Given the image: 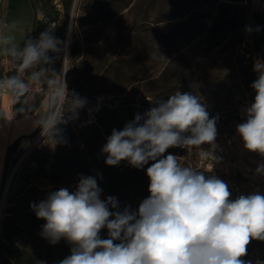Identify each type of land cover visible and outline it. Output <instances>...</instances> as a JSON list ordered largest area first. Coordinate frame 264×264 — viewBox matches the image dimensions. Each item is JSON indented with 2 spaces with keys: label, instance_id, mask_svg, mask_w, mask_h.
<instances>
[{
  "label": "trees",
  "instance_id": "16d2710c",
  "mask_svg": "<svg viewBox=\"0 0 264 264\" xmlns=\"http://www.w3.org/2000/svg\"><path fill=\"white\" fill-rule=\"evenodd\" d=\"M31 1L36 13L33 38L50 30L63 42V51L49 53L54 63L41 62L37 70L25 69L23 76L22 57L12 59L19 66L4 71L6 82L12 77L25 84L28 79L42 82L41 76L33 75L42 72L47 80H64L68 95L49 130L14 175L0 218V264H59L71 254L73 245L67 240L51 244L42 237L46 221L38 219L30 205L61 188L74 192L80 176L97 180L102 200L113 196L121 210L130 206L137 211L150 195L146 169L152 161L143 169L127 160L106 165L101 150L112 130H122L136 114L176 91L197 96L210 118L235 115L238 122H245L238 116L239 108L248 98L254 100L251 85L258 78L254 60L264 56V12L245 5L244 0ZM247 53L252 56L248 58ZM7 89L15 99L16 117L39 110L42 99L29 105L28 89L23 95L15 87ZM74 94L87 100L76 118L71 111ZM51 115L48 112L43 123ZM39 130L10 145L0 204L20 143ZM235 131L225 130L216 138L222 140ZM194 151V146L174 147L164 155L174 154L181 166L206 176L227 178V173L199 168ZM100 236L108 238L106 228ZM242 259L245 264H264V241L252 240Z\"/></svg>",
  "mask_w": 264,
  "mask_h": 264
},
{
  "label": "clouds",
  "instance_id": "9594fccd",
  "mask_svg": "<svg viewBox=\"0 0 264 264\" xmlns=\"http://www.w3.org/2000/svg\"><path fill=\"white\" fill-rule=\"evenodd\" d=\"M62 43L46 30L38 38L27 39L23 50L14 54L22 57L23 71L41 62L54 63L49 53H61ZM253 71L258 73L251 85L254 101L244 109L246 119L237 132L246 150L264 156V61L257 60ZM6 83L20 95L27 90L15 77ZM49 84L56 86L58 97H67L64 80H49ZM86 103V98L73 95L72 118ZM217 120L209 117L197 96L176 91L136 114L122 130L113 129L101 150L106 165L127 160L143 169L152 161L146 169L150 195L137 211L130 206L121 210L117 198H100L102 189L94 177L80 176L74 192L61 188L33 202L30 207L36 217L46 221L42 237L51 244L65 239L73 245L59 264H245L242 257L249 243L264 241V195L230 199L224 181L181 166L174 154L164 155L169 148L207 144L210 149H202L203 157L216 159ZM256 173L264 174V164ZM105 228L106 239L100 236Z\"/></svg>",
  "mask_w": 264,
  "mask_h": 264
},
{
  "label": "crops",
  "instance_id": "0c3cea01",
  "mask_svg": "<svg viewBox=\"0 0 264 264\" xmlns=\"http://www.w3.org/2000/svg\"><path fill=\"white\" fill-rule=\"evenodd\" d=\"M35 18L31 0H0V195L10 145L33 134L46 115L40 107L33 114L16 117L15 99L7 89L4 74L11 60L21 57L14 51L21 52L27 39L33 38Z\"/></svg>",
  "mask_w": 264,
  "mask_h": 264
},
{
  "label": "built area",
  "instance_id": "2783aa9c",
  "mask_svg": "<svg viewBox=\"0 0 264 264\" xmlns=\"http://www.w3.org/2000/svg\"><path fill=\"white\" fill-rule=\"evenodd\" d=\"M244 4L251 6L257 11L264 12V0H244ZM246 48V43L243 44ZM242 50V53H246ZM246 56L250 58L251 53ZM257 60L264 61V56L258 55L255 57ZM254 100L248 98L240 106L238 116L240 119L245 120L244 109ZM234 134H238L237 131ZM225 135L222 140L216 138L217 148L213 155L216 159L204 158L202 149L207 151L210 146L205 144L201 147H195L197 165L199 168L214 173H227L228 176L224 182L228 185L231 192L230 199H236L240 195H250L259 193L264 195V174H257L256 169L259 165L264 164V156L259 153L250 152L244 148L243 144H236L233 140V135ZM239 174L241 176H239Z\"/></svg>",
  "mask_w": 264,
  "mask_h": 264
},
{
  "label": "rangeland",
  "instance_id": "374dc122",
  "mask_svg": "<svg viewBox=\"0 0 264 264\" xmlns=\"http://www.w3.org/2000/svg\"><path fill=\"white\" fill-rule=\"evenodd\" d=\"M250 12L252 13V10H250ZM18 66L19 65H16L15 63L10 62L6 66V70L10 71L12 69H16ZM32 68L34 70H37L38 69L37 68V64L32 66ZM20 75L21 76L24 75V70L22 71L21 68H20ZM39 76H41L42 82L40 80L34 81V80H30V79H28L27 82H26V86H27V89L29 91L28 98H27V103L29 105H32L36 99H40L41 98L42 100H41L40 107H42V109H44L45 114L50 112L52 114L51 115V117H52L54 112H55L56 103L60 99V97H58L56 95L57 88H54V87H52V85L49 84V80H47L46 76L42 72H39ZM45 117H46V115H45ZM45 117L43 118L40 126L38 127L40 129L39 133L35 137L27 138L25 140H22V142L20 143L18 151L15 154V156L13 157L12 162H11L12 167H11V169L9 171V175H8V178H7L6 185L8 183V180H9L11 174L13 173L15 167L17 166L18 162L24 156V154L26 153V151L29 148V147H27V148L24 147V142L25 141H29L30 142V147H31L37 141V139H39V137L43 134L45 129L48 127L49 121H50L51 118L49 119L48 122L43 123ZM240 123H243V122H238L237 118L235 117V115H233V117L228 118V119L217 120V124H216L217 133L223 132L225 130H232V129L234 130V128L237 129V126ZM232 137H233V140H234V142L236 144H238V145L243 144V141H242L240 135L234 134ZM29 153L30 152H28V154ZM28 154L25 156V158L28 156ZM25 158L23 159V161L25 160ZM190 160H191L192 164L195 165V161L196 160H195V155L194 154L191 156ZM23 161H22V163H23ZM6 185H5V188H6ZM41 185L43 186L45 184L41 183Z\"/></svg>",
  "mask_w": 264,
  "mask_h": 264
},
{
  "label": "water",
  "instance_id": "95a60500",
  "mask_svg": "<svg viewBox=\"0 0 264 264\" xmlns=\"http://www.w3.org/2000/svg\"><path fill=\"white\" fill-rule=\"evenodd\" d=\"M66 73H67V68H66ZM65 73V75H66ZM62 100L63 98H60L59 100V103L57 105V108L55 110V113L53 114V116L51 117L50 121H49V125L48 127L45 129V131L43 132V134L39 137V139H37V141L30 147V149H28L26 151V153L24 154V156L20 159V161L18 162L17 166L15 167L13 173L11 174L9 180H8V183L6 185V188H5V191H4V195H3V198L1 200V204H0V218H2V214H3V209H4V206H5V202H6V198H7V194H8V191H9V188L11 186V183H12V180L14 178V175L16 173V171L18 170L20 164L22 163L23 159L25 158V156L28 154V152H30L32 150V148L44 137V135L46 134V132L49 130V128L51 127V125L53 124L55 118L57 117V114L59 112V109L61 107V103H62Z\"/></svg>",
  "mask_w": 264,
  "mask_h": 264
},
{
  "label": "bare ground",
  "instance_id": "6f19581e",
  "mask_svg": "<svg viewBox=\"0 0 264 264\" xmlns=\"http://www.w3.org/2000/svg\"><path fill=\"white\" fill-rule=\"evenodd\" d=\"M24 147L25 148L29 147L28 149H30V142L29 141H25L24 142Z\"/></svg>",
  "mask_w": 264,
  "mask_h": 264
}]
</instances>
